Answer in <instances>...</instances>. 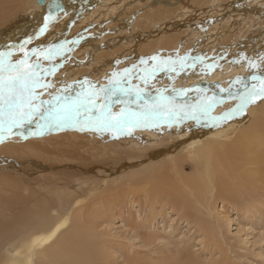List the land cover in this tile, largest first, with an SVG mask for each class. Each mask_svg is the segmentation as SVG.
Wrapping results in <instances>:
<instances>
[{"label": "bare ground", "instance_id": "bare-ground-1", "mask_svg": "<svg viewBox=\"0 0 264 264\" xmlns=\"http://www.w3.org/2000/svg\"><path fill=\"white\" fill-rule=\"evenodd\" d=\"M263 6L264 0H0V51L18 49L21 45L25 51L32 48L46 49L55 44L71 49L64 53L70 60L75 59L78 52L83 56L88 54L84 62L75 63L71 69L64 67L54 77H49L54 85L50 90L53 92L66 84H75L85 79L98 86L104 85L110 73L139 64L141 58L151 57L153 52L165 57L172 52L175 56L177 53L180 56L187 55L189 64L191 58L203 57L204 62L197 61L195 69L186 68L176 76L173 86L204 88L208 95L213 92L222 95L219 88H228L237 78H245L251 83V76L264 70ZM250 9L256 15L252 14L244 22L242 19ZM246 24L247 28H244ZM231 25L234 28L230 29L231 34L228 35V31L224 30ZM41 29L44 31L41 32ZM106 31L108 33H103ZM133 40L137 42L132 43ZM97 48L104 51L95 55ZM119 51L122 54L113 59ZM64 55L52 63H60ZM122 55L125 61L120 58ZM22 56V52L13 50L14 58ZM121 60L122 63L119 62ZM249 62L256 67H250ZM45 64L50 66L48 62ZM207 64L214 67L207 69ZM155 83L162 88L169 84V80L161 75ZM239 87L234 85L233 90ZM195 97V91L189 92L190 101L194 102ZM236 103L235 100L226 99L215 108L213 114L221 115L235 107ZM116 110L119 111V108ZM173 126L178 132L172 136V141L168 140L169 136H164L165 145L158 150L148 151L140 161V155L134 153L139 135L149 137L156 135L157 131H162L160 134L168 132L165 124L137 127L125 135L105 131L110 132V141H98L97 145L92 142L90 150L94 152L91 155H96L97 151L103 155L106 152L116 154L119 150L126 152V146H131L133 141L134 151L129 162L122 161L116 165L112 171L114 175L111 171L106 173L110 176L109 180L104 176L97 182L93 179L95 184L89 191H96L99 197H103L107 195V190L118 196L123 193L122 190H128L138 196L145 195L151 201H169L172 206H177L184 214L199 221L200 225L206 223L202 215L214 218L212 205L216 197L239 200L246 197L256 199L264 195V100H256L247 107L245 113L219 123L218 126L211 123L197 124L192 120ZM142 127H148V130L143 133L136 131ZM34 131V125L17 130L14 135L0 142V151L18 150L37 154L41 151L37 144L44 145L46 141L73 134L77 136L76 133L80 132L65 129L33 135ZM89 132L95 136L93 131L81 133L84 135ZM134 136L137 138L133 139ZM123 140L125 143H122ZM158 156L160 159H157ZM185 161L189 163V171L183 170ZM91 169L89 165L81 168L79 170L83 172L80 174ZM8 176H11L8 170L0 169V186L15 190L18 188V180ZM74 177L75 183L65 184V188L77 186L80 180L78 176ZM17 195L22 199L20 193ZM17 195V198L14 197L16 199L8 200L0 193V208L16 206L19 202ZM51 206L52 203L47 200L36 199L30 208L33 210L18 212L12 217L0 212V240L23 230L18 242L13 245L12 254L5 257L2 264H32L33 251L40 257L39 262L42 258L51 257L50 261L58 264L59 261H65V264L96 263L97 256L89 242L82 240L86 235L85 231V235L82 234L84 227H81L82 230L78 227L72 236L58 238L53 250L43 252L48 248L47 245L40 249L55 231V225L64 222L59 214H50ZM79 210L82 211V207ZM16 228L20 229L15 231ZM217 230L216 233L222 238L220 225ZM30 248L32 250L27 254Z\"/></svg>", "mask_w": 264, "mask_h": 264}, {"label": "rangeland", "instance_id": "rangeland-1", "mask_svg": "<svg viewBox=\"0 0 264 264\" xmlns=\"http://www.w3.org/2000/svg\"><path fill=\"white\" fill-rule=\"evenodd\" d=\"M252 14L256 15L250 9L242 20L245 22L253 16ZM234 19L237 18L234 17ZM247 25L244 28H247ZM231 27L224 30L228 31V35L231 34L230 29L234 28L233 25ZM214 32L216 33V29ZM135 42L137 41L133 40L132 43ZM100 51L104 50L97 48L94 54ZM78 53L79 55L72 60L64 55V60L60 62L62 64L56 72L64 67L71 69L75 63L84 62L88 54L83 56L80 52ZM154 53L152 55L157 54ZM121 54L119 51L113 59ZM167 56L175 55L172 52ZM120 58L123 61L126 60L123 55ZM165 126L169 131L163 134H160L162 131H157L156 135L149 137L139 135L140 139L134 136L133 139L137 138L135 142L137 147H134L133 141L131 146L125 145L128 151L119 150V154L106 152L103 155L100 151H97L96 155L90 154L94 152L90 150L92 142L97 145L98 141H110L111 134L105 131L104 135L93 131L95 136L91 132L83 135L80 131L76 133L77 136L73 134L69 136L70 138L59 137L50 142H44V145L37 144L41 149L37 154L1 149L0 169L8 170L11 174L8 177L18 180V188L14 190L0 186V193L8 200H13L20 193L22 199L17 195L19 197L17 205L10 209L0 208V212L12 217L18 212L33 210L30 208L36 199L49 201L52 203L50 214H59L64 222L55 225L56 227L53 228L55 231L43 242L40 249L47 245L48 248L43 252L53 250L58 238L72 236L79 227L80 230L83 229V235L86 232L82 240L89 242L97 256L95 264H264V195L256 199L242 198L243 200L216 197L212 205L213 221L210 217L202 215L206 223L200 225L199 221L184 214L180 208L172 206L173 204L169 201H151L145 195L138 196L129 193L128 190L126 192L122 190L123 193L120 196L115 192L109 193L107 190V195L103 197H99L96 191H89L95 184L93 179L96 181L106 177L105 179L109 180L108 172L111 171L114 175L112 171L119 162H129V157L134 151L133 147L134 153L140 155L138 157L140 161L148 154V151L158 150L165 145L164 136H169L168 140L172 141V136H176L178 129H175L173 125L169 127L165 124ZM146 129L148 130V127L138 128L136 131L140 130L143 133ZM78 136L83 139L81 140ZM122 143H125V140ZM160 143L162 145H159ZM140 148L144 150L141 151ZM157 159L160 157L158 156ZM184 163L183 170L189 171L188 161ZM88 165L92 169L81 175L83 170L79 169L87 168ZM74 176H78L80 180L76 183L77 186L65 188V184L75 183ZM89 176L93 178L90 179ZM104 185L109 186L108 183ZM105 201H107L106 204ZM80 207L82 211L79 210ZM216 224L222 229V238L217 234ZM81 227L84 228L81 229ZM19 229L16 228L15 231ZM17 233H11L8 236L10 238L0 240V264L5 257L12 254L13 245L18 242L23 230ZM31 250L30 248L27 254ZM32 259V264H58L51 262V257L42 258L39 262L40 257L35 251H33ZM59 264H65V261H59Z\"/></svg>", "mask_w": 264, "mask_h": 264}, {"label": "snow or ice", "instance_id": "snow-or-ice-1", "mask_svg": "<svg viewBox=\"0 0 264 264\" xmlns=\"http://www.w3.org/2000/svg\"><path fill=\"white\" fill-rule=\"evenodd\" d=\"M13 50L23 56L14 58ZM70 51L55 44L46 49L25 51L21 45L18 49L0 51V142L33 125V135L65 129L130 134L141 126L171 127L187 120L218 126L245 113L256 100H264V70L252 75L251 83L237 78L228 88H219L222 95L216 92L208 95L204 88L174 87L176 76L186 68L195 69L197 61L204 62L203 57H193L189 64V57L179 53L175 57L157 54L141 58L139 64L110 73L107 83L101 86L85 79L50 91L54 85L49 77H54L61 66L52 61ZM249 63L250 67H256ZM205 67L211 69L214 65ZM161 75L169 80L162 88L155 83ZM234 85L240 87L233 90ZM192 91L196 92L194 102L188 99ZM226 99L237 101L235 107L214 115L215 108Z\"/></svg>", "mask_w": 264, "mask_h": 264}]
</instances>
